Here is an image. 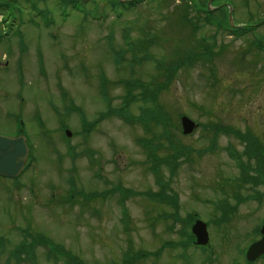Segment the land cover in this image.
Wrapping results in <instances>:
<instances>
[{"label": "rangeland", "instance_id": "1", "mask_svg": "<svg viewBox=\"0 0 264 264\" xmlns=\"http://www.w3.org/2000/svg\"><path fill=\"white\" fill-rule=\"evenodd\" d=\"M58 1L0 0V135L12 136L23 122L33 158L18 180L0 178V237L7 244L0 264H17L8 255L22 230L63 245L83 264H118L128 252L142 254L132 264H246L240 250L264 217V199L253 201L254 188L227 152L231 146L243 159V145L213 126L249 130L264 147V51L253 45H264V25L236 37L205 23L189 0H143L119 15L111 10L114 0H80L81 12ZM212 2L229 6L235 25L264 18V0ZM84 12L100 16L98 22ZM135 54L138 63L131 61ZM172 66L173 79L156 103L169 114L174 139L189 150L171 176L161 167L156 181L147 167L170 157L164 139L153 141L162 146L149 159L136 140L151 137L143 125L119 117L95 121L105 112L100 72L109 81L110 106L121 107L122 83L139 80L154 89ZM142 105L140 98L131 104V117ZM180 113L198 124L188 136L176 121ZM61 123L71 132L67 142ZM257 165L248 166L252 174ZM121 188L132 194L123 199ZM161 191L178 202L177 212L139 196ZM92 192L98 197L85 201L82 194ZM189 213L209 223L206 249L181 246L152 256L165 243L187 241ZM37 248L28 264H52Z\"/></svg>", "mask_w": 264, "mask_h": 264}, {"label": "water", "instance_id": "2", "mask_svg": "<svg viewBox=\"0 0 264 264\" xmlns=\"http://www.w3.org/2000/svg\"><path fill=\"white\" fill-rule=\"evenodd\" d=\"M183 133H190L194 124L187 118L181 119ZM27 147L23 138L10 139L0 137V173L6 175H16L23 167V163L26 158ZM193 233L197 237L198 244H204L207 242V233L205 225L201 222H197L192 228ZM264 244V240L252 245L248 251V258L257 256L260 252L261 245Z\"/></svg>", "mask_w": 264, "mask_h": 264}, {"label": "trees", "instance_id": "3", "mask_svg": "<svg viewBox=\"0 0 264 264\" xmlns=\"http://www.w3.org/2000/svg\"><path fill=\"white\" fill-rule=\"evenodd\" d=\"M240 33H241V31H240ZM152 113H153V115H154V117H155V119H153V120H156L157 122L162 123V124H164V123L166 122L167 117H166V115L161 111L160 108H159L157 111H156V110L153 111ZM245 141H246L248 144H250V145L252 144L251 141H250V139H249V137L245 138ZM78 264H81V263L79 262ZM123 264H126V263H123Z\"/></svg>", "mask_w": 264, "mask_h": 264}, {"label": "bare ground", "instance_id": "4", "mask_svg": "<svg viewBox=\"0 0 264 264\" xmlns=\"http://www.w3.org/2000/svg\"><path fill=\"white\" fill-rule=\"evenodd\" d=\"M203 21L205 22V23H207V24H210V23H212L213 24V22H211V21H208L206 18H205V16L203 15Z\"/></svg>", "mask_w": 264, "mask_h": 264}]
</instances>
